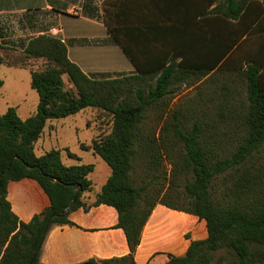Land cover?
<instances>
[{"label": "trees", "instance_id": "obj_1", "mask_svg": "<svg viewBox=\"0 0 264 264\" xmlns=\"http://www.w3.org/2000/svg\"><path fill=\"white\" fill-rule=\"evenodd\" d=\"M223 3L238 11L235 0ZM212 11L220 12L219 4ZM109 32L135 66L134 73L87 75L70 60L64 42L51 35L32 38L22 51L0 54V65L30 68V85L39 98L26 118L12 106L0 113V264H39L47 230L73 224L64 212L74 196L70 211L99 204L115 208L117 226L124 230L130 250L121 257L79 264H136L134 252L156 203L204 219L207 229L205 238L191 240L182 255L169 254L164 264H264V74L260 66L249 63L240 72L237 101L229 100L230 88L224 85L217 114L197 115L187 125V104L169 109V98L179 83L202 84L194 94L199 104L204 74L214 68L224 50L216 46L204 59L202 35L173 26L157 28L155 36L147 34L144 39L158 41L166 50L142 65L118 30L109 28ZM190 40L200 46L195 60ZM36 61L41 64L34 69ZM2 84L0 79V88ZM230 105L237 107L236 113ZM87 107L111 121L101 126L95 118L98 134L90 143L80 144L111 169L89 205L82 196L93 189L89 178L93 163L66 165L59 148L35 153L45 128H53L52 120ZM148 110L154 112V122L148 123ZM25 177L36 180L50 199L49 206L28 222L17 218L6 198L8 182Z\"/></svg>", "mask_w": 264, "mask_h": 264}, {"label": "crops", "instance_id": "obj_2", "mask_svg": "<svg viewBox=\"0 0 264 264\" xmlns=\"http://www.w3.org/2000/svg\"><path fill=\"white\" fill-rule=\"evenodd\" d=\"M235 2L238 11L223 0H0V54L5 56L12 51H22L32 38L51 35L64 42L70 60L87 75L131 74L135 72V66L113 40L109 28L117 29L138 53L140 63L148 65L157 59L158 52L166 48L163 49L158 41H146L145 36H155L157 28L173 26L187 34L202 35L204 59L216 46L220 51L224 50L225 54L214 68L205 72L202 79L205 108L210 110V114H217L216 105L224 98V85L230 88L231 102L239 99L236 88L241 80L238 78L249 63L259 65L264 74V0ZM217 4L220 12L213 13ZM189 45L195 60L200 46L195 40H190ZM15 68L29 69L27 79L30 80V68ZM8 71L10 73L11 70ZM0 79L3 80L0 113L12 106L21 118L30 116L39 99L31 85V89L27 87L24 93H18L19 88L9 91L5 80ZM229 110L236 113L238 109L230 105ZM50 124L53 125L52 122ZM93 129L96 136L98 130ZM56 130L54 125L51 129L46 127L35 148L43 147L42 142L47 137L51 138L52 131ZM90 141H79V147L81 143ZM52 148L61 149V159L66 165L92 163L91 159H83L87 152L98 156L81 147L82 153L79 154L71 151L68 145ZM65 149L79 159L70 157ZM94 170L89 174L92 185ZM6 198L11 211L23 222H28L50 204L49 196L41 185L27 177L9 181ZM82 200L89 205L94 199L84 194ZM68 218L73 224L53 225L47 230L39 264H79L89 259L121 257L130 252L125 232L117 226V211L112 206L79 207L69 210ZM206 236L204 219L156 203L143 226L140 243L134 252L135 263L164 264L169 254L182 255L191 240Z\"/></svg>", "mask_w": 264, "mask_h": 264}, {"label": "rangeland", "instance_id": "obj_3", "mask_svg": "<svg viewBox=\"0 0 264 264\" xmlns=\"http://www.w3.org/2000/svg\"><path fill=\"white\" fill-rule=\"evenodd\" d=\"M40 64L41 62L36 61L35 65H33L32 68L35 69L39 67ZM8 70H11L10 73ZM27 73L29 74V69L27 68L14 69V67L9 68L4 64L0 68V77L5 80L6 86L8 87L9 91L16 90L17 88H19L20 91L18 93H24L26 89L32 88H30V80L27 79ZM19 80L20 82H17ZM199 86L203 87L202 84L191 85L188 82L179 83L177 91L172 94V96L169 98V109H183L184 106L182 105L185 103L187 104V110L184 111L186 113L185 121L187 125H191L193 119L197 115H201L203 116V118H206L207 114L215 115L210 114V110H207L205 108L204 99L199 104L195 102L194 94L196 92V88ZM32 91L35 93L36 96L38 95V93L35 92L36 90ZM217 103H219V101H217ZM97 113L98 111L87 107L76 114L69 115L65 118L52 120V124L56 126L57 130L52 131L51 138L47 137L45 141L42 142L43 147L37 146L35 148V152L37 154H40L44 150H47L52 147H62L64 145H68L70 146L71 151L76 152L78 154L82 153V150L79 147V141H90L91 138L97 133L93 129L94 125L97 123L95 118H98V123L101 126H108L111 123L109 116L104 117L101 114L96 116ZM147 114L148 123L154 122V112L152 110H148ZM92 155L93 154H91L90 152H87V154L83 155V159H91L92 163L97 164L96 169L91 174V177L94 179V190L92 189L91 191H87L84 194L87 196V198L95 199V193L101 189L102 185L107 180L110 174V169L106 165V163L101 160L98 156ZM167 167L169 168V164H167ZM137 170L139 171L140 168H137Z\"/></svg>", "mask_w": 264, "mask_h": 264}, {"label": "water", "instance_id": "obj_4", "mask_svg": "<svg viewBox=\"0 0 264 264\" xmlns=\"http://www.w3.org/2000/svg\"><path fill=\"white\" fill-rule=\"evenodd\" d=\"M75 200H76V196L73 197V199L71 200L70 204L65 209L64 215L68 214V212L70 210V206L75 202ZM48 224H49V219L46 221V224H45V227H44V231H46Z\"/></svg>", "mask_w": 264, "mask_h": 264}]
</instances>
